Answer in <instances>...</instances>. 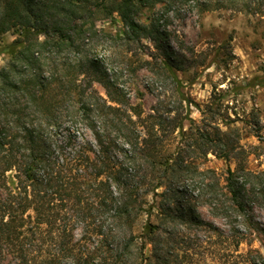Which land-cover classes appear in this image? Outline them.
I'll use <instances>...</instances> for the list:
<instances>
[{
	"label": "trees",
	"instance_id": "trees-1",
	"mask_svg": "<svg viewBox=\"0 0 264 264\" xmlns=\"http://www.w3.org/2000/svg\"><path fill=\"white\" fill-rule=\"evenodd\" d=\"M156 1L0 0V36L16 34L0 48V264H197L193 250L217 228L187 179L215 173L199 162L208 153L228 161L240 145L189 117L180 90L177 105L146 111L94 39L103 12L116 39L152 41L179 84L168 32L157 18L136 19ZM222 2L264 15L260 0ZM225 173V212L244 211L252 189L264 195V172ZM193 227L209 235L195 240Z\"/></svg>",
	"mask_w": 264,
	"mask_h": 264
},
{
	"label": "rangeland",
	"instance_id": "rangeland-1",
	"mask_svg": "<svg viewBox=\"0 0 264 264\" xmlns=\"http://www.w3.org/2000/svg\"><path fill=\"white\" fill-rule=\"evenodd\" d=\"M260 1L264 11V0ZM252 7L256 5L252 3ZM154 18L168 32L170 47L179 53V84L168 69L157 65L161 51L152 41L128 43L116 39L119 25L104 18L103 12L95 16L100 29L94 38L98 52L109 55L121 74L120 82L146 111L155 106L164 110L177 105L180 90L190 103L189 117L200 124L204 119L228 131L240 145L228 161L208 153L199 162L202 169L215 173L187 179L192 188L201 193L204 190V195L193 203L201 218L217 228L207 243L193 250L194 263L244 264L248 256L255 264H264V195L252 189L244 211L228 208L227 213L221 194L228 166L235 169L242 164L264 172V15L239 10L222 0L156 1L141 6L136 15L141 23ZM15 38L14 32L1 35L0 48ZM7 60L8 55L1 53L0 66ZM203 183L218 185L217 192L206 190ZM247 188H251L250 184ZM208 233L195 227L191 230L195 240ZM238 237L242 243L236 247Z\"/></svg>",
	"mask_w": 264,
	"mask_h": 264
}]
</instances>
